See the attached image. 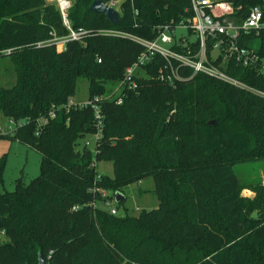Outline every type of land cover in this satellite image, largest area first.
Here are the masks:
<instances>
[{"label":"trees","instance_id":"obj_1","mask_svg":"<svg viewBox=\"0 0 264 264\" xmlns=\"http://www.w3.org/2000/svg\"><path fill=\"white\" fill-rule=\"evenodd\" d=\"M93 1H72L74 28H117L152 39L157 26L190 15V0H126L121 21L112 24L90 10ZM230 1L242 6V16L256 5L264 9L263 0ZM68 32L55 3L0 0V63L9 58L16 74L13 86L0 85V112L18 124L0 137L42 157L39 176L30 182L22 176L13 191L0 192L6 231L0 264L32 263L34 252L38 264L40 252L50 264H264V219L244 215L252 205L244 202L235 170L264 158V97L203 74L172 88L157 77L164 62L157 56L122 104L116 94L101 102L104 119L93 152L81 147L98 128L92 106L72 100L78 78L89 79V99L104 95L106 84L121 81L143 48L97 33L62 50L35 45ZM258 38L264 53V29ZM228 72L264 91L257 69L229 64ZM94 160L111 162L114 175L97 180ZM5 168L2 157L0 189ZM150 177L157 208L120 217L94 205L102 199L95 185L117 192ZM254 191L257 206H264V185ZM126 199L116 202L118 210Z\"/></svg>","mask_w":264,"mask_h":264},{"label":"built area","instance_id":"obj_2","mask_svg":"<svg viewBox=\"0 0 264 264\" xmlns=\"http://www.w3.org/2000/svg\"><path fill=\"white\" fill-rule=\"evenodd\" d=\"M55 3L62 15L63 24L68 29V34L63 37L39 41L37 47L46 44H60L62 50L70 41H82L94 33L110 36L130 38L139 43L143 50L137 59L126 68L122 80L119 82V91L115 95L117 104L123 103V95L128 90L137 89L138 79L148 77L145 66L153 64V60L160 56L164 62L158 71L157 77L175 88L180 82L188 81L198 74L222 81L233 87L251 91L264 97V91L254 88L243 80L228 72L230 64L253 67L264 74V53L260 47L253 46L259 39L260 32L264 29V9L261 5L251 7L245 16L241 15L242 6H235L230 0H190L187 9L189 16L179 21L171 22L156 27V37L146 38L117 28H100L97 30L87 28H74L69 18V11L73 0H48ZM126 0H108L106 4L115 8L122 17V4ZM134 2V0H130ZM264 1V0H263ZM135 14L139 15L138 9ZM181 31V32H179ZM184 31H187L185 33ZM255 36V37H253ZM253 37V38H252ZM8 49L7 52H10ZM104 95H95L81 106L91 105L97 120V139L101 135L103 125V111L101 102ZM50 115L55 116L51 111ZM10 126L0 127V135L13 134L17 123L10 120ZM84 146L89 147L87 141ZM95 152V151H94ZM97 161L92 166L96 168ZM101 174L97 175L100 180ZM100 193L102 199L95 202L96 207L118 214L116 200L107 196L105 189L95 187L92 189ZM6 231L0 228V236L4 237Z\"/></svg>","mask_w":264,"mask_h":264},{"label":"rangeland","instance_id":"obj_3","mask_svg":"<svg viewBox=\"0 0 264 264\" xmlns=\"http://www.w3.org/2000/svg\"><path fill=\"white\" fill-rule=\"evenodd\" d=\"M47 2L49 3L48 0ZM184 32L187 33V31ZM253 46L258 48L260 46V40L256 39ZM61 47L62 46L58 44L57 48L61 49ZM15 82L16 74L10 59H2L0 63V85L10 87L13 86ZM119 82H108L106 84L104 96L108 97L109 95L117 94L119 91ZM89 97V79L84 76L79 77L76 93L72 100L77 104H83L88 102ZM10 125L9 119L0 112V127L7 128ZM87 141L89 142V148L94 152L97 141L95 133L87 135L82 141L81 147L84 146ZM2 157H6V168L4 172V184L0 189L1 193L13 191L16 187V180L22 176L25 177L26 182H30V180L36 178L40 174L41 154L20 141L0 137V158ZM96 169L101 175H114V168L111 162H99L97 163ZM235 170L240 184L244 187L241 191L244 202L252 205V207L248 206L244 208V215L250 221L253 220L252 217L254 213H257V218L264 219V206H257L261 199L257 197L254 191L256 186L264 185V158L240 163L235 166ZM104 189L107 196L114 199L113 197H115L117 189ZM118 190H121L120 192L127 197L126 201L120 207L118 213L120 217H138L143 211H149L157 208L159 205V200L155 191V182L152 177L146 178L141 182L131 183ZM99 202L100 201H97V203ZM211 210L213 216L220 221L214 204L211 205ZM36 250L41 251L39 248H36ZM31 261L32 263L29 261V264H38L37 253H33Z\"/></svg>","mask_w":264,"mask_h":264},{"label":"water","instance_id":"obj_4","mask_svg":"<svg viewBox=\"0 0 264 264\" xmlns=\"http://www.w3.org/2000/svg\"><path fill=\"white\" fill-rule=\"evenodd\" d=\"M90 10L95 13H101L106 16V18L112 23V24H118L121 21V15L120 13L110 5L106 4L103 0H94L93 3L90 6ZM210 124L216 125L215 120H211L209 122ZM126 198L125 195H123L120 191H117L115 193V200L116 202H121ZM253 217H257V213L253 214ZM39 264H50L45 259L44 255L40 252L39 253Z\"/></svg>","mask_w":264,"mask_h":264}]
</instances>
